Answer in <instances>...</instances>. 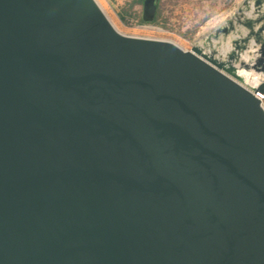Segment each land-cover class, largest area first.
I'll use <instances>...</instances> for the list:
<instances>
[{"label": "water", "instance_id": "1", "mask_svg": "<svg viewBox=\"0 0 264 264\" xmlns=\"http://www.w3.org/2000/svg\"><path fill=\"white\" fill-rule=\"evenodd\" d=\"M219 35L186 49L97 0H0V264H264V0Z\"/></svg>", "mask_w": 264, "mask_h": 264}, {"label": "rangeland", "instance_id": "2", "mask_svg": "<svg viewBox=\"0 0 264 264\" xmlns=\"http://www.w3.org/2000/svg\"><path fill=\"white\" fill-rule=\"evenodd\" d=\"M103 7V0H97ZM240 6V0H163L165 32L153 33L134 27V21L119 20L109 8L103 7L115 27L122 33L173 40L188 49L193 44L226 51V38L214 36V30L223 25Z\"/></svg>", "mask_w": 264, "mask_h": 264}, {"label": "crops", "instance_id": "3", "mask_svg": "<svg viewBox=\"0 0 264 264\" xmlns=\"http://www.w3.org/2000/svg\"><path fill=\"white\" fill-rule=\"evenodd\" d=\"M243 0H240V6L241 2ZM104 6L106 8H109L111 12L119 18V20L123 21L121 19V16H124L127 18L128 21L136 22V23H153V24H163L164 21V14H163V8L162 3L163 0H157L156 4V11H155V17L152 21H144L142 19V14L144 12L143 7V0H103ZM126 10L129 12H132L136 15V18L131 17L126 13ZM127 21V22H128ZM126 22V21H125Z\"/></svg>", "mask_w": 264, "mask_h": 264}, {"label": "built area", "instance_id": "4", "mask_svg": "<svg viewBox=\"0 0 264 264\" xmlns=\"http://www.w3.org/2000/svg\"><path fill=\"white\" fill-rule=\"evenodd\" d=\"M133 26L153 33L165 32L159 25L153 23H135ZM255 95L262 101L264 106V93L256 92Z\"/></svg>", "mask_w": 264, "mask_h": 264}, {"label": "bare ground", "instance_id": "5", "mask_svg": "<svg viewBox=\"0 0 264 264\" xmlns=\"http://www.w3.org/2000/svg\"><path fill=\"white\" fill-rule=\"evenodd\" d=\"M238 74H240L243 77L244 82L250 86H253L257 83L256 76L249 71L239 70Z\"/></svg>", "mask_w": 264, "mask_h": 264}, {"label": "trees", "instance_id": "6", "mask_svg": "<svg viewBox=\"0 0 264 264\" xmlns=\"http://www.w3.org/2000/svg\"><path fill=\"white\" fill-rule=\"evenodd\" d=\"M126 13H127L128 15H130L131 17L136 18V15H135L134 13L129 12L128 10H126ZM121 19H122L123 21H126V22L128 21L127 18H125L124 16H121Z\"/></svg>", "mask_w": 264, "mask_h": 264}]
</instances>
